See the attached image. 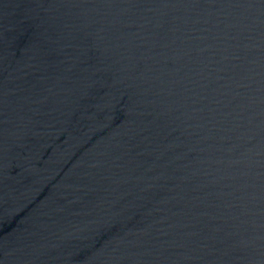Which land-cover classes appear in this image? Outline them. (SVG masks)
<instances>
[{"label":"water","instance_id":"1","mask_svg":"<svg viewBox=\"0 0 264 264\" xmlns=\"http://www.w3.org/2000/svg\"><path fill=\"white\" fill-rule=\"evenodd\" d=\"M0 264H264V0H0Z\"/></svg>","mask_w":264,"mask_h":264}]
</instances>
